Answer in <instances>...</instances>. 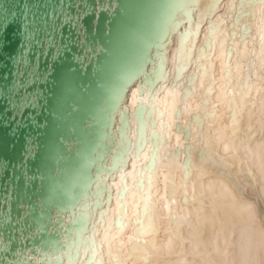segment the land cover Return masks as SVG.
<instances>
[{"label": "water", "instance_id": "water-1", "mask_svg": "<svg viewBox=\"0 0 264 264\" xmlns=\"http://www.w3.org/2000/svg\"><path fill=\"white\" fill-rule=\"evenodd\" d=\"M187 1L103 0L113 10L98 18H87V32L81 38L83 44L73 45L72 54L66 59L62 57L54 66L48 82L35 86L42 96L35 109L24 114L22 123L19 116L12 120V112L0 105V156L16 168L17 177L11 180L6 175L0 179V198L6 194L12 197L10 210L20 217V224L13 231L14 250L6 256L0 255L4 264H61L63 253L79 243L81 233L101 220V215H97L89 228L84 210L104 188V185L98 186L101 175L104 174L106 182L113 180L118 161L123 162V174L130 171L131 162L125 154L131 142L126 131L133 118L136 120L132 128L135 159L139 155L142 129L149 116L146 103L157 100L159 87L173 86V81L169 83L168 64L161 65L160 59L165 54L171 56L173 33L177 28L180 33L185 31L179 16ZM226 1L222 0L217 15L223 13ZM91 5L92 0H0L3 12L0 15V86L7 90L20 78V73H24L26 81L37 62L41 73L47 69L51 59V53L45 55L50 13L59 14L62 8L67 14L78 15L91 10ZM26 16L32 19L35 34L31 42L25 40L21 30ZM63 34L66 44L70 39L75 42L80 39L71 25L64 28ZM201 38L202 34L198 46ZM29 44L31 51L27 52ZM17 57L29 61L27 66H17ZM161 69L168 74L167 84L153 91L149 78L154 80V73ZM134 91L140 100L130 110ZM145 91L146 103L142 100ZM153 107L159 113L155 103ZM5 121L9 122L7 126L3 124ZM150 121L152 130L147 141L155 147L159 134L154 133L155 119ZM17 123H21L20 131L13 136L11 130ZM179 128L177 124L175 131ZM28 135L39 148L36 159L28 161L27 172L30 176L44 177L31 182L25 180L19 168ZM176 151L180 150L176 148ZM186 156L184 151L183 163ZM42 158L47 161L46 168L41 164ZM117 191L106 195L105 207L96 202L92 210L97 206L100 211L111 207V197ZM19 231L23 232V242ZM90 260L88 255L85 262Z\"/></svg>", "mask_w": 264, "mask_h": 264}, {"label": "bare ground", "instance_id": "bare-ground-1", "mask_svg": "<svg viewBox=\"0 0 264 264\" xmlns=\"http://www.w3.org/2000/svg\"><path fill=\"white\" fill-rule=\"evenodd\" d=\"M221 0H188L185 10L180 14V26H186L184 33H180L178 28L173 33L174 47L171 50V56L166 54L160 59L161 65L168 64L169 74L173 81V77L177 73V66L179 62L180 50L184 49L187 60L185 70L183 72V79L185 86L189 77L200 70L201 64H207L208 61H199V47L205 42L204 36L207 33L209 22L212 14H216V19L220 20L228 15L230 0H227L222 6V14L217 15V10L221 6ZM208 19H205V18ZM247 22V21H246ZM252 26V35L248 39L247 52L244 44L239 37L233 42L228 41V46L235 43L236 50L239 53L238 57L232 60V71L236 79L232 83V89L237 93L235 107L240 110V122L235 136L232 135V127L230 122V115L233 105H229L226 101L229 94L225 92L223 85L226 81V61L223 56L221 45H217L215 50V58L212 63L215 65V76H209L207 80H197L196 88L198 95L194 102L190 105L189 111L192 113L200 109V98L205 95V87L215 81V93L211 97V103L207 107L209 117L208 124L214 125L209 128L205 126L204 134L210 133L211 143L213 145V152L216 154L207 165V172L203 180L196 179L197 194L201 195L203 207L202 217L211 220V225L198 222L193 218L192 226L187 222H183L179 235L182 237L184 243L179 242L176 248L182 254L171 255L164 253L153 252L151 255L146 254L143 250L145 240L136 235V228L138 225L132 223L131 217L140 215V206L143 203L144 197L139 194L138 189L135 196L131 193L128 196L129 219L125 221L128 227L120 231L110 221L115 217L117 211H123L122 207H118L116 195L111 197V207L105 211H100L99 206L92 210L93 203H99L105 207L104 199L106 195L114 190H118L119 186L125 183L133 184V173L136 169L137 159L134 157L135 135L132 128L136 125L135 118L129 121L127 127V138H130V150L125 155L129 157L131 165L128 175L123 174V162L118 161L117 166L113 170V180L106 182L104 174L99 179L98 186L104 185L100 189V195H96L91 199L88 207L85 208V216L90 228V222L96 219L97 215H101V220L96 223L95 227L89 230H84L80 235L78 244L71 246L67 253H63L61 264H202L204 261L212 262V264H223L224 261H236L242 259L240 254V243L242 236L246 232H253L257 237L264 235V173L261 169V151L260 145L264 143L261 139L259 129L262 119L261 104L264 102V94L259 93V85L253 79L252 92L249 96L247 88L241 92L240 85L244 83L243 76L247 71L249 64L247 56H250L254 49L253 41L261 34V29L264 28V17L259 13L250 21ZM205 26L203 29L204 25ZM201 30L196 35L195 39L198 41L202 34L201 43L193 49L190 43L185 40V35L189 32L197 30V26ZM179 26V27H180ZM174 30V28H173ZM200 35V36H199ZM190 70L189 72V69ZM161 71L165 72L163 69ZM203 85V86H202ZM171 85L168 89H171ZM146 91L143 93L142 100L147 101ZM183 91L176 98V104H179ZM246 101L247 103H243ZM140 100L137 91H134L129 109ZM219 101H225L220 104ZM154 103L159 108V113L165 110L171 111L173 100L168 92L157 97L153 102H147L148 118L142 129V135L139 144L141 145L139 155L143 163V167L149 159V153L154 146L148 143V134L152 130L151 121L155 119L154 133L170 134L171 142L163 146L161 155L163 160L159 166V171L154 174L145 172L143 183L145 188H151L152 200L147 209V215L144 221L145 228L151 230L150 225L154 226L159 236H149L147 239L149 244L152 239L159 238L161 246L173 239L172 229L173 224L168 219L170 214L171 201L168 198V181L175 177L177 188L181 190L180 195H183L182 189V173L184 151H180L178 161H173L170 153L175 152L177 145L184 142V137L180 131L176 132V123H171L168 118H165L163 123L171 127L161 128V119L157 108L153 107ZM215 105V107H214ZM153 107L150 111L149 108ZM188 117L185 115L184 121L180 124L183 127L187 124ZM249 125L256 130V134L249 141ZM133 141V143H132ZM222 141V142H221ZM123 143V142H122ZM186 144V143H185ZM235 145V147H233ZM141 149L143 150L141 152ZM250 149V150H249ZM139 179V177H137ZM191 190V188H189ZM97 199V201H96ZM95 200V201H94ZM134 201V205H133ZM180 203V197L177 198ZM112 209L111 212L108 210ZM181 215H184L181 208ZM141 245L140 248H134V245ZM90 255L89 263L85 262L86 257ZM257 260L264 257L258 252L255 256ZM66 259V260H65Z\"/></svg>", "mask_w": 264, "mask_h": 264}, {"label": "snow or ice", "instance_id": "snow-or-ice-1", "mask_svg": "<svg viewBox=\"0 0 264 264\" xmlns=\"http://www.w3.org/2000/svg\"><path fill=\"white\" fill-rule=\"evenodd\" d=\"M222 2V0H221ZM71 7V5H69ZM112 6L109 3L105 6L103 0H92L91 10L85 11L78 15H70L63 11L59 14L52 12L48 15L47 19L51 21V27L47 34V44L45 55L51 53V59L47 69L43 73L39 70V63L33 67L32 71L27 74V80H24V73H20V78L6 90L3 86H0V105L6 107L3 108L5 111L12 112V120H16L17 116L22 118L26 112L34 110L38 105L39 100L42 96V92L35 86L40 83H47L49 78L54 74V66L61 61V58H67L68 55L72 54L73 45L83 44L81 39L86 35L87 29L85 21L89 16L98 18L102 13L111 12ZM259 13L261 17H264V0H230L228 15L220 20L216 19V14L213 13L211 18L208 20L209 27L207 33L204 36V44L199 47V61H208L207 64H201L200 70L194 73L185 86L183 79V72L186 67L187 60L190 59L185 56L184 49L181 48L179 62L177 66V73L173 77V87L168 89L165 87H159L157 95H163L168 92L172 97L173 105L171 111L165 110L159 113L161 119V128H170L171 124L165 125L163 123L165 118H168L171 123L182 124L185 115L188 117L187 124L180 127L178 130L182 133L185 141L178 144L177 148L180 151L187 153L185 162L181 167L183 168L182 173V189L183 195H180L181 190L177 188L175 177L168 181V198L171 201V210L168 219L173 224L172 236L173 239L169 240L166 245L161 246L159 238L152 239L150 244L148 241L149 236H159L155 227L150 225L151 230L145 228L144 221L147 215V209L151 204L152 191L151 188H145L143 183V177L145 172L155 173L159 171V166L163 160L161 155L163 146L171 142L170 134H162L156 138L155 147L152 148V153L149 157L148 164L141 167L143 163L141 156H137L138 163L136 169L131 175L133 176V184L129 185L125 180V183L119 186L116 192V200L118 201V207H122L123 211H117L114 218L111 219V223L115 227L123 231L128 225L125 223L129 219V203L128 196L131 193L133 196L137 194L134 189H138L140 195L144 197L143 203L140 206V215L131 217L132 223L138 225L136 228V235L145 240L143 250L146 254L151 255L153 252L164 253L171 255L174 252L176 254H182L176 248L177 242L181 245L184 243L182 237L179 235L182 223L187 222L192 226L193 218L198 222H203L206 225H211V220H207L202 217L203 207H197L202 205L201 195L197 194L196 179L203 180L207 172V165L216 155L213 152V145L210 139V133L204 134L203 129L205 126L212 128L214 125L208 124V120L215 119V117H209L207 113V107L211 103V97L215 93V81L208 84L205 87V95L200 98L201 104L200 109L192 113L189 111L190 105L196 99L198 92L196 88L197 80H207L209 76L214 78L215 76V65L212 61L215 58V50L217 45H221L223 56L226 61V81L223 85L225 92L229 94V98L226 101L227 104L233 105L230 122L232 127V135L235 136L238 130V125L241 119L240 110L235 107L237 93L232 89V83L236 79L232 71V60L234 57H238L239 53L236 50L235 43L232 46H228V41L232 40L235 42L237 37L244 44L247 52L248 39L252 35V26L250 21ZM3 12L0 10V15ZM205 19H208L207 17ZM25 23L21 26V30L24 32V38L26 41L31 42L35 38V34L32 31V19L28 16L24 18ZM247 21V22H246ZM71 25V28L75 31V34L80 37L78 42L72 41L71 39L66 44L64 43L63 30L66 26ZM6 31V29H3ZM201 30L200 26H197V30L189 32L185 35L187 43L192 45V48H196L197 41L196 35ZM167 36L165 35V39ZM254 49L250 56L246 58L249 61L247 71L243 76L244 83L240 85L241 92L244 88H247L249 96L252 92V81L255 79L259 85V93L264 94V28L261 29V34L253 41ZM27 52L31 51L30 44L26 49ZM74 59L79 57L73 55ZM29 61L24 57H17V66H27ZM155 79L151 77L150 85L153 91H156L159 85H166L168 81V74L161 70L154 73ZM203 86V85H202ZM183 91V95L180 98L179 104H176V98ZM243 103H247L243 101ZM220 104H224L225 101H219ZM215 107V105H214ZM264 109V102L261 104ZM9 122H3L4 126H7ZM21 123H17L16 127L11 130V135L17 136L20 131ZM249 141L256 134V130L249 125ZM259 133L261 139L264 140V112H262V119L260 124ZM222 142V141H221ZM185 143L187 148H185ZM14 146V145H13ZM235 147V145H233ZM261 151V169L264 173V143L260 146ZM38 144L35 142L31 135L26 136L23 150L21 153L22 161L19 165L22 175L25 180L31 182L37 178L43 179V175L40 177L30 176L27 172L26 165L28 161L36 159L38 153ZM250 150V149H249ZM143 150L141 149V152ZM180 151L170 153L173 161H178ZM41 164L46 168L47 161L42 158ZM8 176L11 180H15L16 168L12 166L11 162L7 158L0 156V179ZM124 175H128L125 173ZM139 177V179H137ZM7 182V181H6ZM191 188V190H189ZM180 197V203L177 202V198ZM12 197L5 195L0 198V255H8L14 249L13 243V231L17 230V226L20 224V217L14 216L10 210L9 202ZM134 205V201H133ZM181 208L183 209L184 215H181ZM109 212L112 209L108 210ZM12 230V231H10ZM19 237L21 242L24 240L23 232L19 231ZM141 245H134V248H140ZM260 253L264 257V235L257 237L253 232H246L241 239L240 243V254L242 259L238 264H264V258L257 260L255 256ZM0 264H4V261H0ZM119 264V262H118ZM202 264H212V262L204 261ZM223 264H237L236 261H224Z\"/></svg>", "mask_w": 264, "mask_h": 264}]
</instances>
